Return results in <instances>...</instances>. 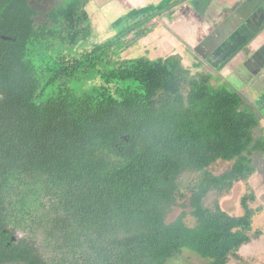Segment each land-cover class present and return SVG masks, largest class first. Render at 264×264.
I'll use <instances>...</instances> for the list:
<instances>
[{
	"label": "trees",
	"instance_id": "16d2710c",
	"mask_svg": "<svg viewBox=\"0 0 264 264\" xmlns=\"http://www.w3.org/2000/svg\"><path fill=\"white\" fill-rule=\"evenodd\" d=\"M34 1L0 0V32L15 39L0 64V264H168L184 250L241 259L262 206L250 184L241 213L221 200L264 154L244 98L178 56L118 58L169 7L69 56L49 51L92 35L90 0ZM90 72L99 81L76 93ZM219 161L230 166L216 173ZM179 198L194 225L185 212L168 220Z\"/></svg>",
	"mask_w": 264,
	"mask_h": 264
},
{
	"label": "rangeland",
	"instance_id": "374dc122",
	"mask_svg": "<svg viewBox=\"0 0 264 264\" xmlns=\"http://www.w3.org/2000/svg\"><path fill=\"white\" fill-rule=\"evenodd\" d=\"M69 1L71 0H35L33 5L39 9H46ZM226 2V0H90L87 10L93 25L92 35L74 45L56 42L55 48L49 51V54L61 52L69 56L78 55L93 44L113 36L122 27L140 19L147 12L156 11L163 6L169 7L155 16L156 26L119 54L118 58L147 56L154 59L169 55L181 57L191 72L208 73L211 76L212 88L225 87L238 92L244 98L245 106L260 120L257 133L262 132L264 135V66L262 67L264 48L259 52L249 49L252 40L256 45L259 40L257 38L260 37L257 36L261 31L256 33L247 29V25H243L247 24L245 22L252 13L244 14L250 10L247 4L242 8H236L239 10L238 16L237 13H232L227 14L228 18L223 22L216 20L215 17L219 15L223 17L226 14L224 12L227 10L224 9L229 7ZM238 20L235 34L224 30L231 26L227 25L228 22L235 25ZM217 25H223V28ZM244 46L246 52H241ZM247 56H250L249 60ZM260 68L258 74L252 72ZM98 81L99 75L90 72L83 79L73 81L72 86L76 93L83 94L91 92ZM254 164L256 171L249 181L236 182L232 190L222 198L221 205L230 214L241 213L240 199L243 194L250 191L248 187L250 184L257 196L254 206H262L254 216V229L258 228L262 233L258 238L242 246L239 251L241 259H232L230 264H264V155L256 153ZM229 166L230 163L219 161L213 165L212 170L221 173ZM186 201L179 198L180 204L171 209L168 220L171 221L185 212V222L189 226L195 224L191 207L184 205L187 204ZM168 264H210V260L184 250L169 260Z\"/></svg>",
	"mask_w": 264,
	"mask_h": 264
},
{
	"label": "crops",
	"instance_id": "0c3cea01",
	"mask_svg": "<svg viewBox=\"0 0 264 264\" xmlns=\"http://www.w3.org/2000/svg\"><path fill=\"white\" fill-rule=\"evenodd\" d=\"M226 4L229 5V7H226L224 10H227L226 13L223 17L222 15H219L218 17H215L216 20H219L220 22H223L226 18H228L227 16L229 14H232V13H237V16H238V12H239V8L241 7H244L245 4H247V7H250V10L247 11V13H244V10H242V12L247 15V14H250L251 12V15H250V18H248L246 20L245 23L247 24H243L244 26L247 25V29L249 30H254L256 33H258L259 31H261L259 33V35L257 37L258 42L256 43V45H254V40L251 41V43L249 44V49L253 50V52H259V50L261 48H264V17L261 15L260 11L264 12V0H226ZM258 9V6L261 5ZM238 8V9H236ZM230 9V10H229ZM236 9V10H235ZM229 10V11H228ZM260 10V11H259ZM238 11V12H237ZM217 13V12H216ZM228 14V15H227ZM243 14V15H244ZM244 15V16H245ZM240 19V18H239ZM238 21H236L235 25L232 23V22H228L227 25H231L228 29H224V30H229L228 33H233L235 34L236 31L235 28L238 26ZM233 24V25H232ZM219 25V24H218ZM217 25V26H218ZM220 28H223V25L222 26H218ZM261 38V39H260ZM261 69H258V71H252L254 72L255 74H258L260 72ZM251 71V70H250ZM259 135H262L263 133L260 132V133H257ZM259 155H261L260 153H257ZM264 155V154H263Z\"/></svg>",
	"mask_w": 264,
	"mask_h": 264
},
{
	"label": "flooded vegetation",
	"instance_id": "af4514ba",
	"mask_svg": "<svg viewBox=\"0 0 264 264\" xmlns=\"http://www.w3.org/2000/svg\"><path fill=\"white\" fill-rule=\"evenodd\" d=\"M260 6H262V4L261 5H259L258 6V9H260L259 7ZM260 11V10H259ZM260 13H261V15L264 17V12H262V11H260ZM242 25V24H241ZM235 32V31H234ZM5 36V37H4ZM6 37H10V36H8V35H5V34H3L2 32H0V64H1V60H2V58H3V56L4 55H6L7 53H9L10 52V50H11V42H14L15 41V39L14 38H12V37H10V38H6ZM247 39V38H246ZM245 47L246 46H244L243 47V50L241 51V52H246L245 51ZM254 55V54H253ZM252 55V56H253ZM236 56V55H235ZM234 56V57H235ZM251 56V57H252ZM250 59V56H247V60H249ZM263 60H264V58H263ZM264 66V64L262 65V67ZM261 67V68H262ZM260 68V69H261ZM261 71V70H260ZM11 236V240H15L16 238H18V239H20L22 236L18 233L17 235H10ZM14 237V238H13ZM8 244H10V242H8Z\"/></svg>",
	"mask_w": 264,
	"mask_h": 264
},
{
	"label": "water",
	"instance_id": "95a60500",
	"mask_svg": "<svg viewBox=\"0 0 264 264\" xmlns=\"http://www.w3.org/2000/svg\"><path fill=\"white\" fill-rule=\"evenodd\" d=\"M5 37V36H4ZM6 38H10V37H6ZM14 238V237H13Z\"/></svg>",
	"mask_w": 264,
	"mask_h": 264
}]
</instances>
